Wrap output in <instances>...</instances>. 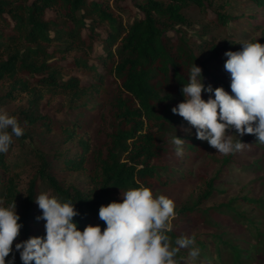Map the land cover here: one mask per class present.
Wrapping results in <instances>:
<instances>
[{"label":"trees","instance_id":"16d2710c","mask_svg":"<svg viewBox=\"0 0 264 264\" xmlns=\"http://www.w3.org/2000/svg\"><path fill=\"white\" fill-rule=\"evenodd\" d=\"M229 1L140 0L135 7L141 16L123 24L118 0L113 6L110 0H0V104L22 99L25 103L12 116L23 134L58 135L61 147L70 146L64 151L32 150L36 166L28 170L23 190L24 164L11 159L9 151L0 153V202L7 206L15 201L19 209L18 241L45 234V221L36 219L42 210L34 201L41 192L75 203L79 214L73 219L83 230L88 224L106 226L99 207L121 200V191L145 186L155 196L156 188L174 180L180 164L170 140L181 127L191 126L171 108L184 99L181 88L192 64L202 68L205 86L231 91L224 53L240 50L242 44L235 36L222 43L207 38L212 28H225L244 17L227 7ZM245 1L264 8V0ZM190 7L205 16L214 14L208 21L212 28L204 27L194 42L181 31L191 25L184 13ZM250 13L245 16L249 22L254 18ZM171 31L174 41L168 36ZM257 40L264 44V35L250 42ZM97 43L102 54L91 63ZM208 96L202 92V98ZM91 99L99 106L90 107ZM48 109L54 117L41 113ZM18 138L13 136L9 150ZM180 138L186 155L204 157L201 140ZM234 154L223 160L224 168ZM75 174L82 176V184H67L65 176ZM197 176L196 200L190 207L175 208L169 236L172 241L193 237L199 256L193 260L190 249L183 248L177 253L180 264H254L264 254V220L247 216L240 205L264 214V199L244 196L203 207L220 193L215 188L218 178ZM217 217L238 222L239 237L230 238L233 234L222 230ZM200 222L213 232L193 235ZM15 264H22L18 252Z\"/></svg>","mask_w":264,"mask_h":264},{"label":"clouds","instance_id":"9594fccd","mask_svg":"<svg viewBox=\"0 0 264 264\" xmlns=\"http://www.w3.org/2000/svg\"><path fill=\"white\" fill-rule=\"evenodd\" d=\"M241 44L240 50L224 53L230 92L223 86H205L202 68L193 63L181 88L184 99L171 108L195 128L197 139L221 154L243 150L244 134H254L264 144V44L258 40ZM202 92L209 93L207 99ZM23 131L17 118L0 108V153H7L13 136L20 137ZM170 142L182 156L185 140L175 134ZM34 201L42 210L36 219L45 221V234L19 240L14 248L20 216L15 201L7 206L0 202V264H15L16 252L22 264H180L177 253L183 248L190 249L193 260L199 256L193 237L171 240L175 203L163 194L154 196L148 187L129 188L121 191V200L102 204L98 216L106 224L103 231L99 224L81 230L73 219L78 210L70 200L44 191Z\"/></svg>","mask_w":264,"mask_h":264},{"label":"rangeland","instance_id":"374dc122","mask_svg":"<svg viewBox=\"0 0 264 264\" xmlns=\"http://www.w3.org/2000/svg\"><path fill=\"white\" fill-rule=\"evenodd\" d=\"M140 0H118L116 5L119 7V16L123 24L132 22L136 17H140L135 4H138ZM224 1V0H223ZM113 6V0H110ZM231 11L236 15H244V17L239 22H231L227 27L212 28V25L208 22L210 18L214 17L212 11L206 13V16L199 10L195 8H188L184 13L190 22V26H182L181 31L186 33V39L191 42L196 41L201 36L204 27H211L209 34L207 35L208 40H214L215 42L222 43L228 40L230 36H235L238 42L250 41L259 38L264 35V8L255 6L253 3L245 0H230L228 6ZM252 12L254 18L251 22L245 19V16L251 14ZM177 29V28H176ZM175 33L169 32L168 36L172 37L174 41ZM99 43L95 45L93 53L89 56L90 62L95 63L94 57L97 54H102V51L98 49ZM83 82H88V78H84ZM0 91V95H1ZM94 98V97H93ZM25 99V98H24ZM22 99L17 103H7L0 104V108L5 109L10 115L16 114L17 110L20 108ZM25 101L22 103V105ZM89 106H99L94 99H91ZM43 114L52 115L50 109L44 111L41 110ZM191 127H181L180 131L177 132L178 136H189L191 138H196L195 129L187 131ZM234 131V130H233ZM252 135V134H251ZM18 138V141L9 150L10 158H15L16 162L23 165L24 173L22 178L21 189L25 187L30 173L29 169H34L36 166L35 159H32V150H40L42 152L54 151L55 149L64 151L68 145L64 147L60 146V138L58 135L49 136L44 132L31 131L28 135L23 134ZM233 139H239V137L233 135ZM240 139L247 143L246 147L238 151L231 158L228 166L224 168L223 160L229 156V154H221L217 150L211 147L206 140H201L206 145V150L204 157L192 158V153L184 151L182 156H178V164L174 173V180L170 182L167 187H158L154 191L156 195H165L171 198L175 203V208H180L181 206L190 207L196 200V194L199 187L198 174H203L208 178H218L216 181V190L220 192L215 195L214 199L203 204V207L218 205L222 202L228 201L231 198H241L248 196L251 199H264V144H260L256 141V138H248V134H244ZM94 140H99L96 133H94ZM200 140V139H199ZM54 143V145H53ZM257 143L259 145L257 146ZM175 149V147H174ZM187 175L186 178L183 176ZM64 180L66 183L82 184L83 178L81 175H69L65 176ZM240 211L247 213V216L264 220L263 211L259 208H254L246 204H241ZM16 211L19 214V209L16 206ZM176 217V216H175ZM219 223L222 230L225 232L233 234L230 238L239 237L237 236L238 230L241 229L240 225L236 221L223 220L220 217L215 218ZM180 223L186 226L192 224V220L183 221ZM264 223V221H262ZM173 224V221H172ZM104 228V227H103ZM101 227V230L103 229ZM264 231V230H263ZM213 230L209 227L203 225V223H195V228L192 231L193 235L207 236ZM264 240V238H263ZM18 239L13 241V248ZM247 243L248 241L245 240ZM246 246V245H243ZM11 255V253H10ZM17 259V252L15 253ZM8 259V257H6ZM15 259V260H16ZM254 264H264V254L259 260H255Z\"/></svg>","mask_w":264,"mask_h":264}]
</instances>
